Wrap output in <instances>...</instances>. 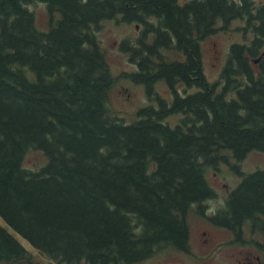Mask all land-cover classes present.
<instances>
[{"label":"trees","instance_id":"16d2710c","mask_svg":"<svg viewBox=\"0 0 264 264\" xmlns=\"http://www.w3.org/2000/svg\"><path fill=\"white\" fill-rule=\"evenodd\" d=\"M38 1L48 29L29 8ZM235 18L254 39L233 43L222 78L210 81L202 41ZM109 19L142 24L120 41L149 97L130 120L108 106L113 75L97 32ZM263 44L264 4L253 0H0V261L28 260L22 239L57 264L188 249L189 211L216 196L207 171L222 162L242 176L225 222L264 224V168L240 165L264 151V62L252 65ZM170 48L182 58L166 56ZM32 149L47 158L35 169L24 166Z\"/></svg>","mask_w":264,"mask_h":264},{"label":"rangeland","instance_id":"374dc122","mask_svg":"<svg viewBox=\"0 0 264 264\" xmlns=\"http://www.w3.org/2000/svg\"><path fill=\"white\" fill-rule=\"evenodd\" d=\"M187 0H179L185 2ZM239 1V0H236ZM255 5L264 4V0H253ZM33 10L37 25L42 29H48L50 26L47 5L38 1L29 4ZM221 24V23H220ZM142 24L136 22L117 21L109 19L103 22V26L97 32L113 75V84L110 89L109 108L110 111L124 117L127 120L136 117L137 110L149 102L144 84L134 82L129 71H134L137 65L129 60V54L120 49V41L125 37L135 40L141 31ZM255 33L245 18H235L227 28H222L210 34L202 41V60L204 71L208 80L215 81L221 79L222 71L226 65L230 47L235 42L251 45ZM264 49V44L262 45ZM171 49V48H170ZM169 58H182L179 50H165ZM259 56L257 54L255 57ZM258 67V65H256ZM180 91L185 90V85L179 83ZM191 87L190 90H195ZM156 91L161 96L171 100L172 92L170 86L164 80L156 82ZM157 103V101L153 102ZM180 114H171L168 121L175 124L180 119ZM47 161L45 154L38 149L29 150L24 159V166L29 168H38ZM241 168L246 171H253L258 168H264V151L253 150L240 162ZM209 184L215 189L216 196L206 200L207 207L204 208L205 214L212 215L216 209H223L227 205V200L231 190L238 185L242 176L232 170L231 164L222 162L217 168H211L207 171ZM220 217H226L223 212ZM229 218L231 216L229 215ZM188 223L190 226V248L197 254L208 256L209 261L206 264H242L246 261L245 256L253 253L259 254L262 251L264 243V224L255 223L251 225L245 223L247 232L237 235L232 234L226 228L213 225L210 218L198 211L196 205L192 207L188 214ZM248 224V225H247ZM206 231V232H205ZM234 236L237 237L235 240ZM20 239H22L19 236ZM32 256L21 263H11L0 261V264H57V262L39 250L30 246ZM242 262H240V261ZM192 253L183 252L173 246H164L157 249V252L151 257L129 264H200ZM125 264V263H122Z\"/></svg>","mask_w":264,"mask_h":264},{"label":"flooded vegetation","instance_id":"af4514ba","mask_svg":"<svg viewBox=\"0 0 264 264\" xmlns=\"http://www.w3.org/2000/svg\"><path fill=\"white\" fill-rule=\"evenodd\" d=\"M262 48L263 47H261V49H260L259 56L252 58V65L254 66L255 70H257V71L261 68L262 62H264V49H262ZM256 65H258V67H256ZM212 198H214V197H212ZM205 207H207L206 203H205ZM225 209H226V207L223 209H216V210H214V212H212V215H210L208 213L205 214V211H203V214L210 218V220L213 222L214 226L226 228L232 234L237 235L238 239L243 241L244 238L240 237V233H242L243 231L247 232L245 223H249L251 225H254L255 222L253 220H251L250 218H248L245 221L241 222L239 226H237V225L235 226V225H232V224L225 222L224 217H219L218 220L212 219L213 216H216V215L222 213L221 211H224ZM237 237L234 236L235 240L237 239ZM189 242H190V236H189ZM179 250H181L183 252L192 253L197 261L202 262L200 264H206L209 261L208 256H203L202 254H197V253L193 252V250L190 248V246L188 249H179ZM245 258H246V261H243V263L240 260L239 261L242 264H264V243L262 246L261 253L254 255L253 253L250 252V254L246 255Z\"/></svg>","mask_w":264,"mask_h":264}]
</instances>
